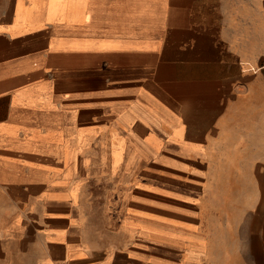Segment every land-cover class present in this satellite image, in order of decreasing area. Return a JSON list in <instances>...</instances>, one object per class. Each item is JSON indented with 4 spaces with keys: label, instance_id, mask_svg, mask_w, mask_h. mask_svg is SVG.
<instances>
[{
    "label": "crops",
    "instance_id": "crops-1",
    "mask_svg": "<svg viewBox=\"0 0 264 264\" xmlns=\"http://www.w3.org/2000/svg\"><path fill=\"white\" fill-rule=\"evenodd\" d=\"M106 98L127 137L74 128L96 113L72 102ZM92 133L113 170L125 147L127 163L164 148L182 169L251 162L259 178L264 0H0V264H197L198 221H119L127 198L73 148Z\"/></svg>",
    "mask_w": 264,
    "mask_h": 264
},
{
    "label": "rangeland",
    "instance_id": "rangeland-1",
    "mask_svg": "<svg viewBox=\"0 0 264 264\" xmlns=\"http://www.w3.org/2000/svg\"><path fill=\"white\" fill-rule=\"evenodd\" d=\"M69 108L78 114V118L85 112L96 113L90 115L94 117L75 120L76 130L84 131L93 125V129L103 133L112 129L125 137L128 135L127 130L117 123L116 101L113 99L77 100ZM84 144L82 147L73 145L79 164L83 166L82 161L88 159L87 163L84 162L85 170L106 176L103 181L107 187L113 188L114 195L121 193L127 198L114 212L119 221L132 218L151 219L158 223L168 219L188 221L193 226L198 221L207 244L202 235L198 244H191L190 252L201 255L197 264H264V174L258 173L259 178L255 177L256 163L202 162L182 169L167 157L171 153L164 148L127 163L125 147L118 167L113 170L102 161L103 151L109 146L100 133L89 135ZM261 165L264 171V163ZM158 181L185 183L194 188L195 195L175 193L176 196L171 194L173 192L158 190L154 187ZM194 205L196 211L193 213ZM177 208L187 210L195 218L165 211ZM140 224V230L148 226ZM173 234L182 236L176 232ZM174 247L184 249L183 242L171 248Z\"/></svg>",
    "mask_w": 264,
    "mask_h": 264
}]
</instances>
